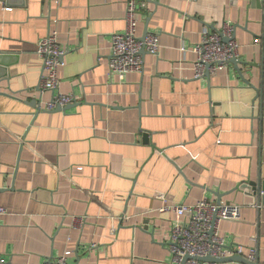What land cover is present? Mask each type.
Listing matches in <instances>:
<instances>
[{"label": "crops", "instance_id": "0c3cea01", "mask_svg": "<svg viewBox=\"0 0 264 264\" xmlns=\"http://www.w3.org/2000/svg\"><path fill=\"white\" fill-rule=\"evenodd\" d=\"M138 1L137 34H157L158 54L119 80L108 59L126 0H0L3 264L66 251L67 264H177L174 214L158 209L218 194L242 205L240 219L219 223L224 243L264 264V193L250 185L264 180V0ZM224 25L237 65L195 78L193 45ZM52 29L59 89L76 99L66 110L40 108L53 93L38 90L36 47Z\"/></svg>", "mask_w": 264, "mask_h": 264}, {"label": "built area", "instance_id": "2783aa9c", "mask_svg": "<svg viewBox=\"0 0 264 264\" xmlns=\"http://www.w3.org/2000/svg\"><path fill=\"white\" fill-rule=\"evenodd\" d=\"M138 0H126L125 29L111 36L110 56L108 59L109 74L123 80L132 72H142L143 59L141 50L156 56L158 54V35L147 32L143 39L137 34ZM195 54L193 63L194 77L200 78L212 75L225 68L233 59L237 60L239 45L233 37V27L224 25L219 30L205 27L201 37L192 47ZM36 53L42 61V75L38 90L42 93L50 91L52 98L46 101L41 109L51 111L56 107H65L75 102L72 94L62 93L59 89L58 69L62 65L63 51L59 47L58 32L52 29L43 37L36 47ZM248 205L260 207V204L250 202ZM242 205L224 201L211 202L202 199L193 204H171L164 202L159 212H172L174 220L170 227L167 247L175 263L180 264L188 255L184 264H221V262H206L199 258H227L243 254V246H227L219 235L218 226L223 220H238L241 217ZM5 208L0 207V214ZM73 227L81 228L85 217L74 216ZM69 251L56 258H49L43 264H67ZM248 259L255 257V250L250 249ZM5 259L0 255V264Z\"/></svg>", "mask_w": 264, "mask_h": 264}, {"label": "water", "instance_id": "95a60500", "mask_svg": "<svg viewBox=\"0 0 264 264\" xmlns=\"http://www.w3.org/2000/svg\"><path fill=\"white\" fill-rule=\"evenodd\" d=\"M147 32H148L147 29H145L144 32H143V34L140 36V39H143L144 36H145V34H146ZM145 53H146L145 50L142 49V50H141V54L143 55V54H145ZM231 63L237 65L238 60L233 59V60L231 61ZM205 75H208V74L206 73ZM70 106H71V105H67V106H65V107H63V108H61V107L58 106V107H56L54 110H56V111H57V110H62V109L66 110V109L70 108ZM250 185L253 186V187H252V190H253V193H254V194H256L257 192H263V193H264V180H263V181L260 180L259 182H256V183L251 182ZM219 201H220V195L218 194L217 202H219ZM188 258H189L188 255L184 256L183 259H182V261L180 262V264H184L185 260L188 259ZM199 260H201V261H206V262H227V261H237V262H240V263H243V264H259L258 262H249V261H247L246 259H244L243 257H241V256H239V255H234V256H230V257H227V258H220V259H218V258H213V257H211V256H206V257L199 258Z\"/></svg>", "mask_w": 264, "mask_h": 264}]
</instances>
